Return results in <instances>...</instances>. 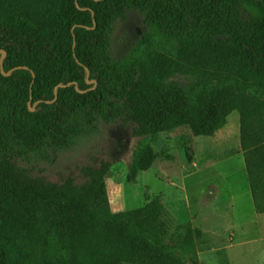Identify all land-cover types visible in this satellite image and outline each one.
Here are the masks:
<instances>
[{"label": "trees", "instance_id": "16d2710c", "mask_svg": "<svg viewBox=\"0 0 264 264\" xmlns=\"http://www.w3.org/2000/svg\"><path fill=\"white\" fill-rule=\"evenodd\" d=\"M40 1L0 0V210L22 223L27 264H184L159 197L112 208L113 157L58 180L52 171L121 123L134 135L184 125L214 135L234 111L264 115V0H60L52 14ZM133 10L144 15L142 39H165L171 54L141 43L122 57L106 51ZM157 157L151 144L140 146L128 179ZM244 158L264 213V142ZM183 226L189 242L202 233ZM51 235L65 243V263ZM0 264H13L1 235Z\"/></svg>", "mask_w": 264, "mask_h": 264}, {"label": "rangeland", "instance_id": "374dc122", "mask_svg": "<svg viewBox=\"0 0 264 264\" xmlns=\"http://www.w3.org/2000/svg\"><path fill=\"white\" fill-rule=\"evenodd\" d=\"M60 3L41 0L39 9H49L52 14L61 9ZM146 27L140 11L127 12L117 21L106 51L122 57L141 43L138 45L141 49L171 54L172 47L165 39L159 36L142 39ZM176 77L188 79L181 73ZM253 118L250 109L234 111L219 135H196L189 125L184 130L177 128L155 135H134L133 124L110 126L79 155L63 158L52 176L61 179L68 171L99 164L111 156L113 161L106 180L112 208L138 207L159 197L166 208L164 217L173 237L171 243L184 264H264V215L240 216L253 203L244 150L263 139L261 132L257 136L256 130L253 131ZM258 128L261 130L260 122ZM147 143L154 147L158 157L149 169L130 181L128 172L135 151ZM185 145L191 147L193 161L188 159ZM187 221L202 231L196 234L195 242L185 238L183 224ZM0 235L13 264H27L28 240L22 223L9 209L0 210ZM51 241L65 263L68 257L65 243L54 235ZM57 260L60 262L61 258Z\"/></svg>", "mask_w": 264, "mask_h": 264}, {"label": "crops", "instance_id": "0c3cea01", "mask_svg": "<svg viewBox=\"0 0 264 264\" xmlns=\"http://www.w3.org/2000/svg\"><path fill=\"white\" fill-rule=\"evenodd\" d=\"M251 110V113H252V115H253V122H252V126H253V131H255L256 132V135L257 136H259V134H260V132H261V134L263 135V139L259 142V143H262V142H264V118H262V117H260L259 115H258V113H257V111H256V109H254V108H251L250 109ZM262 118V119H261ZM261 123V130L258 128V123ZM185 126H187V125H184V126H181V127H179L180 128V130H184V127ZM225 126V125H224ZM222 127V128H220L219 130H223L225 127ZM192 129V128H191ZM219 130H217L216 131V133L215 134H218V132H219ZM219 135V134H218ZM259 143H257V144H259ZM256 145V144H255ZM254 146V145H253ZM252 147V146H251ZM250 148V147H249ZM246 149H248V148H246ZM252 193V192H251ZM252 201H253V199H252ZM251 208L250 209H248V211H246V213H244L243 211L241 212V217H244V216H249V214H258V215H264V213H258L257 212V210H256V208H255V205H254V201H253V203L251 204Z\"/></svg>", "mask_w": 264, "mask_h": 264}, {"label": "bare ground", "instance_id": "6f19581e", "mask_svg": "<svg viewBox=\"0 0 264 264\" xmlns=\"http://www.w3.org/2000/svg\"><path fill=\"white\" fill-rule=\"evenodd\" d=\"M245 124L248 125L249 123L246 122Z\"/></svg>", "mask_w": 264, "mask_h": 264}]
</instances>
